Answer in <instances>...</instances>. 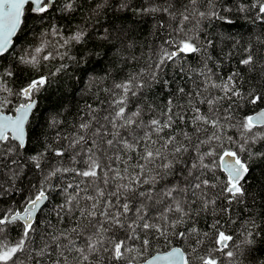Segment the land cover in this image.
I'll return each instance as SVG.
<instances>
[{
  "label": "snow or ice",
  "instance_id": "6c2138e0",
  "mask_svg": "<svg viewBox=\"0 0 264 264\" xmlns=\"http://www.w3.org/2000/svg\"><path fill=\"white\" fill-rule=\"evenodd\" d=\"M73 2L68 0L64 10L75 11ZM53 3L0 0V56L8 53L26 6L41 14ZM257 4L264 14V0ZM204 5L206 10H201ZM105 7L114 13L151 17L153 29L166 34L149 54L146 68L99 88L96 106H86L88 119L81 116L74 134H65V143L58 148L44 143L41 150L28 154L32 141L26 125L36 107L33 96L49 83L47 76L19 90L26 102L15 115L5 113L7 99L0 101V188L27 178L24 169L29 163L44 177L22 210L0 215V264H137L157 243L167 250L157 251L143 264H264L254 255L261 231L253 218L238 233L222 230L235 223L233 206L249 197L251 161L264 159V151L253 150L264 145V89L245 88L239 70L224 76L215 71L220 66L212 54L216 42L202 26L205 20L233 21L220 14L217 0H141L140 4L96 0L93 11L98 14ZM237 10L247 8L240 4ZM86 35L78 30L64 44L80 43ZM100 38L108 39V29ZM42 51L35 49L37 54ZM245 52L239 64L253 74L252 79L258 75L264 80V61L257 60L251 46ZM189 57L197 59V67ZM52 58L51 53L43 57ZM20 61L38 64L36 56H21ZM169 68L174 69L171 79L165 78ZM11 75L10 71L0 75V90L9 95L3 77ZM157 86L166 93L162 106L148 98ZM101 92L106 99H100ZM248 105L253 106L250 113L244 111ZM61 123L51 121L53 126ZM60 139L58 133L55 142ZM49 152L57 159L44 172L42 162ZM69 174L72 182L59 187L60 179ZM52 178H58L55 188L48 183ZM53 191L63 195L52 206L58 223L67 221L62 228L50 220L45 225L38 215L41 206L51 202ZM201 216L215 217L210 231L198 226ZM224 216L228 220L222 224ZM18 222L20 238L8 241L6 229ZM173 240L180 246H172Z\"/></svg>",
  "mask_w": 264,
  "mask_h": 264
},
{
  "label": "trees",
  "instance_id": "16d2710c",
  "mask_svg": "<svg viewBox=\"0 0 264 264\" xmlns=\"http://www.w3.org/2000/svg\"><path fill=\"white\" fill-rule=\"evenodd\" d=\"M67 2L68 0H55L53 6L41 14L29 11L32 6L27 7L14 47L0 57V75L5 71L12 73L11 76L3 77V83L11 90V95L0 90V101L4 99L9 101L4 107L7 113L14 114L15 109L26 102L23 96L18 95L20 89L41 75L49 78V83L33 96V99L37 100V106L27 125V132L32 141L28 154L41 150L44 143L51 144L54 148L64 144L63 136L74 134L73 126L81 122L80 117L88 119L85 114L86 106L87 104L96 106V94L99 88L110 87L114 78L121 80L130 73L146 68L149 54L162 42V36L166 34L161 33L159 29H153L154 21L151 17H141L126 11L114 13L110 7H105L97 14L93 11L96 0H74L75 11L68 12L64 10ZM115 2L116 0H110L112 4ZM131 3L140 4L141 0H131ZM240 4L245 5L247 11H238L237 7ZM226 6L233 10L224 11ZM217 8L222 16L232 20L233 23L229 24L218 19L202 22L208 38L216 42L212 54L220 60V66L215 68V71L224 76L231 71L239 70L243 74L245 88L256 87L258 91L264 89V80L258 75L256 79H252L253 74L247 73L239 64V60L247 55L245 49L249 46L252 47L257 60L264 61V14L259 13L257 0H217ZM201 10H206V5L201 6ZM104 29H108V39L100 38L104 34ZM122 29L126 30L125 34L117 37ZM78 30L87 33L85 39L80 43L70 42L65 45V38ZM37 47L43 48L39 54L35 52ZM48 53H51L53 58L44 60L43 57ZM228 53L232 55L229 56ZM21 56L26 58L36 56L38 64L25 65L20 61ZM188 62L193 68L197 67L198 61L195 57H189ZM212 64L213 62L209 61L210 67ZM165 71V78L171 79L174 69L169 68ZM259 72L258 67L256 73ZM165 96L166 93L161 92L159 86L148 93L149 100L160 106ZM100 99H106L102 92ZM252 107L248 105L244 111L250 113ZM53 119L63 123L53 126L51 124ZM58 133L61 139L56 143ZM253 150L264 151V145L257 144ZM56 159L49 152L42 162L43 171L47 172L48 163H54ZM251 167L253 171L248 185L249 197L244 204L233 206L235 210L231 215L235 223L225 224L228 216H224L221 223L225 224L222 230L235 234L242 229L245 221L250 217L253 218L261 231L260 237H257L258 251L254 255L258 259H264V242H262L264 241V159H254L251 161ZM24 175L27 178L22 176L21 179L13 183H5L3 188H0V215L5 214L9 209L22 210L26 205L27 197L37 192L39 183L44 179L40 170L34 169L30 163L25 167ZM72 179L70 174L63 177L60 179L59 187L72 182ZM57 180L58 178H52L48 183L55 188ZM62 200L63 195L58 196L56 191L51 193V202L42 208V213H38L45 225L50 220L57 228L66 226L67 221L64 225L59 224L52 212L53 204ZM214 219L215 217L212 216H201L198 218V226L204 231H210L208 225ZM247 226L251 227L250 224ZM21 233L22 228L18 222L8 226L4 235L8 241L15 242L20 238ZM212 235L214 236V233ZM36 243L39 245L40 241L37 240ZM172 246H180L179 241L173 240ZM164 250L167 249L162 243L154 244L153 249H150L137 263L151 257L157 251ZM26 264H35V262L26 261ZM245 264L249 262L245 261ZM252 264H255V261Z\"/></svg>",
  "mask_w": 264,
  "mask_h": 264
},
{
  "label": "water",
  "instance_id": "95a60500",
  "mask_svg": "<svg viewBox=\"0 0 264 264\" xmlns=\"http://www.w3.org/2000/svg\"><path fill=\"white\" fill-rule=\"evenodd\" d=\"M54 2H55V0H54ZM54 4V3H53ZM29 6H32V5H27L26 6V8L27 7H29ZM52 7V6H51ZM50 7V8H51ZM26 8H25V11H26ZM49 8V9H50ZM25 15V14H24ZM23 21H24V17H23ZM22 25H23V23L21 24V27H20V29L18 30V32H17V34L12 38L13 39V43H12V45L10 46V48H9V50H8V52L9 51H11L12 50V48L14 47V44H15V39H16V37H17V35L19 34V32H20V30H21V28H22ZM6 54V53H5ZM4 54V55H5ZM1 57V56H0ZM35 101H36V106H37V100L36 99H34ZM36 108V107H35ZM35 108L32 110V113H31V115H30V117H29V120H30V118H31V116H32V114H33V112H34V110H35ZM6 114H8V115H15V113L14 114H10V113H7V112H5ZM29 122V121H28ZM28 125V124H27ZM27 125H26V129H27ZM44 207V205H42L41 206V208H43ZM156 254V253H155ZM155 254H153V255H155ZM152 255V256H153ZM150 258V257H149ZM148 259V258H147ZM137 264H143V261L142 262H139V263H137Z\"/></svg>",
  "mask_w": 264,
  "mask_h": 264
}]
</instances>
